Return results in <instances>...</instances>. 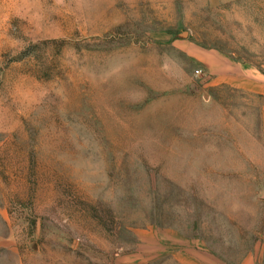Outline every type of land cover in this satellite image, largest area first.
<instances>
[{
  "label": "rangeland",
  "instance_id": "374dc122",
  "mask_svg": "<svg viewBox=\"0 0 264 264\" xmlns=\"http://www.w3.org/2000/svg\"><path fill=\"white\" fill-rule=\"evenodd\" d=\"M195 45L262 68L264 0H0V264H115L146 228L264 249Z\"/></svg>",
  "mask_w": 264,
  "mask_h": 264
},
{
  "label": "crops",
  "instance_id": "0c3cea01",
  "mask_svg": "<svg viewBox=\"0 0 264 264\" xmlns=\"http://www.w3.org/2000/svg\"><path fill=\"white\" fill-rule=\"evenodd\" d=\"M192 55L209 71L210 86L223 88L229 94H239L240 128L247 130L249 127L252 135L240 137L239 145L243 150L237 155L241 163L237 171L240 187L243 190L242 185H245L246 193H255L254 199L261 203L257 208L264 210V66L261 68L227 53L197 46ZM225 171L231 176L236 174L230 169ZM143 233L137 247L121 255L115 264H264V249L258 250V247L230 257L200 241L190 242L173 232L146 228Z\"/></svg>",
  "mask_w": 264,
  "mask_h": 264
},
{
  "label": "built area",
  "instance_id": "2783aa9c",
  "mask_svg": "<svg viewBox=\"0 0 264 264\" xmlns=\"http://www.w3.org/2000/svg\"><path fill=\"white\" fill-rule=\"evenodd\" d=\"M197 72L199 73L200 71L198 70Z\"/></svg>",
  "mask_w": 264,
  "mask_h": 264
}]
</instances>
